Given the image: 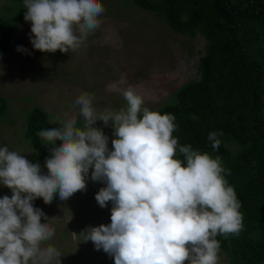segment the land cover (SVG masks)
I'll use <instances>...</instances> for the list:
<instances>
[{"label":"clouds","instance_id":"1","mask_svg":"<svg viewBox=\"0 0 264 264\" xmlns=\"http://www.w3.org/2000/svg\"><path fill=\"white\" fill-rule=\"evenodd\" d=\"M24 6L33 48L53 53L78 50L101 26L105 11L102 0H24ZM17 51L28 53L23 46ZM122 95L126 108L97 114L94 94L81 93L75 103L82 127L72 115L57 117L59 127L37 133L51 146L47 174L39 163L0 148V183L13 193L0 198V264H62L61 252L45 243L55 229L33 201L51 203L57 192L66 201L85 190L93 166L91 179L106 181L97 202L114 206L111 224L89 227L82 233L85 242L114 256L115 264H217L215 237L242 228L240 204L219 159L178 145L174 116L142 108L143 97L132 86ZM98 120L114 127L112 150L109 137L95 126ZM219 135H208L213 149L220 146Z\"/></svg>","mask_w":264,"mask_h":264},{"label":"rangeland","instance_id":"2","mask_svg":"<svg viewBox=\"0 0 264 264\" xmlns=\"http://www.w3.org/2000/svg\"><path fill=\"white\" fill-rule=\"evenodd\" d=\"M105 11L101 26L81 47L73 52H42L33 48L31 22L23 20L6 50L0 53V99L5 109L0 115V148L8 147L33 161L35 149L25 136L27 114L34 106L48 113L49 122L59 127L57 117L77 116L75 103L81 93L94 94L93 109L119 111L127 107L122 91L132 86L143 97V107L155 110L174 101L176 89L199 77V59L205 51V39L200 32L193 35L173 31L163 18L135 5L131 0H102ZM18 2L0 0V17L14 18ZM18 46L28 53L17 51ZM115 85L117 90H108ZM1 104V102H0ZM96 127L109 137L112 150L114 127L102 120ZM57 143L62 141L57 140ZM231 146V144L227 143ZM177 154V153H176ZM85 177L86 189L77 191L66 201L57 192L51 203L36 198L33 205L42 209V220L55 229L51 240L62 254V264H115L114 256L97 250L94 243L84 241L82 234L89 227L111 224L113 202L102 207L96 194L106 187V181ZM41 172L47 174L45 165ZM12 190L0 183V198ZM226 254L219 250L217 264H227ZM53 264H56L54 261Z\"/></svg>","mask_w":264,"mask_h":264},{"label":"trees","instance_id":"3","mask_svg":"<svg viewBox=\"0 0 264 264\" xmlns=\"http://www.w3.org/2000/svg\"><path fill=\"white\" fill-rule=\"evenodd\" d=\"M15 1L14 18L0 17V53L25 20L24 0ZM131 1L163 18L177 33L204 36L199 77L181 84L173 102L153 111L174 116L178 145L190 144L218 158L235 191L242 228L215 237L227 264H264V0ZM0 102L1 115L5 100ZM49 128L48 113L32 107L25 130L36 152L32 163L45 165L50 156L51 146L37 135ZM211 132H222L218 149L208 140ZM176 157L183 160L179 151Z\"/></svg>","mask_w":264,"mask_h":264}]
</instances>
